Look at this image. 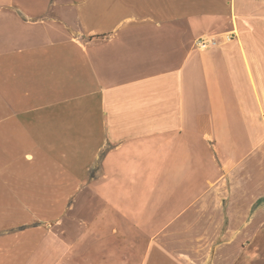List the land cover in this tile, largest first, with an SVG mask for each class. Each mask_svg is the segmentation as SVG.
<instances>
[{
    "label": "crops",
    "instance_id": "crops-1",
    "mask_svg": "<svg viewBox=\"0 0 264 264\" xmlns=\"http://www.w3.org/2000/svg\"><path fill=\"white\" fill-rule=\"evenodd\" d=\"M0 264H264V0H0Z\"/></svg>",
    "mask_w": 264,
    "mask_h": 264
},
{
    "label": "built area",
    "instance_id": "built-area-1",
    "mask_svg": "<svg viewBox=\"0 0 264 264\" xmlns=\"http://www.w3.org/2000/svg\"><path fill=\"white\" fill-rule=\"evenodd\" d=\"M232 39L233 36L231 34H226L223 36V40L225 43L232 41ZM218 44H220V42L217 41L214 37H200L194 42L195 47L199 50L214 48Z\"/></svg>",
    "mask_w": 264,
    "mask_h": 264
}]
</instances>
